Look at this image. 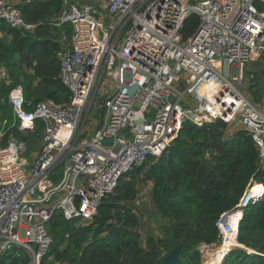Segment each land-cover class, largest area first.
Returning a JSON list of instances; mask_svg holds the SVG:
<instances>
[{"label":"built area","instance_id":"2783aa9c","mask_svg":"<svg viewBox=\"0 0 264 264\" xmlns=\"http://www.w3.org/2000/svg\"><path fill=\"white\" fill-rule=\"evenodd\" d=\"M61 2L54 25H70L72 33L55 57L71 98L65 104L43 100L27 111L31 102L21 86L8 94L11 127L33 132L41 122L43 131L30 163L22 158L25 142L11 138L0 148V259L23 252L28 264H42L53 245L46 229L52 217L90 223L122 177L168 150L184 121L197 127L221 121L245 131L264 173V110L241 88L254 78L245 76V66L264 55V0ZM192 15L199 25L183 40L181 29ZM0 21L35 28L8 0H0ZM5 77L0 69V80ZM6 125L2 121L0 136ZM109 139L113 143L104 145ZM255 185L262 187L256 196ZM263 195V185L251 181L232 209L241 216L224 224L229 231ZM237 234L238 228L231 243Z\"/></svg>","mask_w":264,"mask_h":264},{"label":"trees","instance_id":"16d2710c","mask_svg":"<svg viewBox=\"0 0 264 264\" xmlns=\"http://www.w3.org/2000/svg\"><path fill=\"white\" fill-rule=\"evenodd\" d=\"M61 7V0H21L24 20L35 25L32 32L0 21V69L6 71L5 79L0 80V122L6 120L5 129L9 128L0 136V148L7 147L12 137L30 147L38 145L43 131L41 122L33 132L10 128L14 119L8 103L11 90L22 87L26 103L31 102L24 106L27 111L47 99L56 104L70 101L71 93L59 79L60 65L55 57L61 47L60 34L69 40L72 33L70 25H54ZM198 25L196 15L188 17L181 29L182 39L191 36ZM261 57L260 71L248 89L253 102L264 96V55ZM227 127L221 121L203 127L184 121L168 150L149 157L142 167L122 177L101 200L90 223L68 222L55 214L46 225L53 245L42 264H161L178 246L182 264H200L197 248L219 240L216 223L220 216L237 206L251 181L264 186L258 149L251 137L239 131L225 138ZM140 183L151 185L148 199L155 214L166 222L160 239L153 235L143 238L139 232L141 219L134 203ZM237 243L224 264H264V195L243 211ZM240 247L255 252L248 254ZM28 262L23 252L0 259V264Z\"/></svg>","mask_w":264,"mask_h":264},{"label":"rangeland","instance_id":"374dc122","mask_svg":"<svg viewBox=\"0 0 264 264\" xmlns=\"http://www.w3.org/2000/svg\"><path fill=\"white\" fill-rule=\"evenodd\" d=\"M20 4H21V2L14 4V5L18 9H20ZM60 37H61L60 42L61 41L62 42L69 41V40H66L63 33L60 34ZM252 61L249 62L245 66L246 70H244V72L247 71L249 74L251 73V75L257 76L258 72L260 71L261 65L263 63V58L259 55L258 57H255V59H253ZM259 62H260V64H259ZM250 85H252V82L251 81L249 82V80H246V83H243L241 85L242 90H244V92L246 93L247 96H249L248 95V89H249ZM263 100H264V96L261 98L260 102H253L251 99L249 101L252 104H254L259 110H264ZM94 117H97V113L94 114ZM1 123H2V121L0 122V129L2 128ZM10 128H12V127H10ZM5 130H9V128L5 129ZM239 131H243V130L237 129V126H233L231 128L227 127V129L225 131V137L226 138H232ZM243 132H245V131H243ZM21 133H25V132H21ZM12 138H14V137H12ZM17 140H19V139H17ZM19 141H21V140H19ZM39 149H40V143L38 145H34L32 147L28 146L27 152L22 158L25 159L28 163H30L31 160L34 158V156L38 154ZM55 178L57 179V181L59 178H61V169L60 168L57 169V177H55ZM139 178L141 179L142 175H140ZM138 189H139L138 190V198H137V201L134 203V209H135L137 215L141 219V227L139 229V232L143 238H145L146 236H149V235H153L156 238L160 239L164 236V230L162 227L166 225V222L161 220L155 214V210H154L152 204L150 203L149 199L146 198V194L148 193V190H149V184L148 183H145V184L140 183ZM236 212H237V210H235V211L231 210L230 212L225 214V216L223 217V222H221L220 226L217 228L219 231V240L216 243L211 244V245H200V246H198L197 251L199 252V255H200V264H224L225 257L227 255H229L236 248V245L231 243V234L232 233H229L230 232L229 227H227V225L226 226L224 225L225 223L229 222V220L231 222L234 219L233 217L236 215L235 214ZM240 248L247 250V251H250L251 253L255 252V251H252L249 249H245L243 247H240ZM225 252H228L226 256L224 255Z\"/></svg>","mask_w":264,"mask_h":264},{"label":"water","instance_id":"95a60500","mask_svg":"<svg viewBox=\"0 0 264 264\" xmlns=\"http://www.w3.org/2000/svg\"><path fill=\"white\" fill-rule=\"evenodd\" d=\"M113 143L112 139L105 140L103 142L104 145H111ZM166 152V150L164 151ZM163 152V153H164ZM181 250V246L176 247L173 251L170 252L161 262V264H182L181 259L179 258V252Z\"/></svg>","mask_w":264,"mask_h":264},{"label":"bare ground","instance_id":"6f19581e","mask_svg":"<svg viewBox=\"0 0 264 264\" xmlns=\"http://www.w3.org/2000/svg\"><path fill=\"white\" fill-rule=\"evenodd\" d=\"M23 123H25V124H28L29 122L26 120V122H23ZM257 185H255V186H253V188H252V194L253 195H259V193L261 192V190H262V188L260 187V186H257ZM256 187V188H255ZM257 190V191H256ZM236 215H235V218L237 219L239 216H241V213L238 211L237 213H235ZM236 216H238V217H236ZM238 225H239V222L237 221V222H235L234 224H233V226H232V232L230 231L229 233H232L231 234V238H233L234 239V236H235V234H236V232H237V228H238ZM235 245L236 246H239L238 245V243H237V241L235 242ZM241 246V245H240Z\"/></svg>","mask_w":264,"mask_h":264},{"label":"crops","instance_id":"0c3cea01","mask_svg":"<svg viewBox=\"0 0 264 264\" xmlns=\"http://www.w3.org/2000/svg\"><path fill=\"white\" fill-rule=\"evenodd\" d=\"M8 1L11 2L12 4H17V3L21 2V0H8ZM150 188H151V185L149 184V190H148V193L146 194V198H148V194L150 192Z\"/></svg>","mask_w":264,"mask_h":264},{"label":"clouds","instance_id":"9594fccd","mask_svg":"<svg viewBox=\"0 0 264 264\" xmlns=\"http://www.w3.org/2000/svg\"><path fill=\"white\" fill-rule=\"evenodd\" d=\"M165 153V152H164ZM264 187V186H263Z\"/></svg>","mask_w":264,"mask_h":264}]
</instances>
